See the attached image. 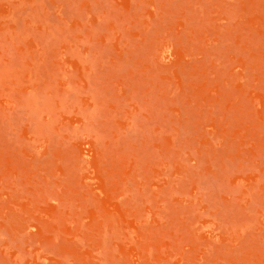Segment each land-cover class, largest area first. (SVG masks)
<instances>
[{
  "label": "rangeland",
  "instance_id": "374dc122",
  "mask_svg": "<svg viewBox=\"0 0 264 264\" xmlns=\"http://www.w3.org/2000/svg\"><path fill=\"white\" fill-rule=\"evenodd\" d=\"M0 264H264V0H0Z\"/></svg>",
  "mask_w": 264,
  "mask_h": 264
}]
</instances>
